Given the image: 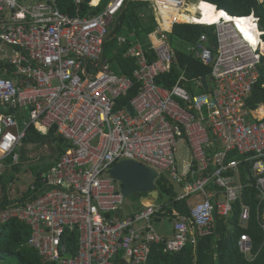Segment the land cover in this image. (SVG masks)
<instances>
[{
  "label": "built area",
  "instance_id": "built-area-1",
  "mask_svg": "<svg viewBox=\"0 0 264 264\" xmlns=\"http://www.w3.org/2000/svg\"><path fill=\"white\" fill-rule=\"evenodd\" d=\"M129 1L145 0H112L101 14L82 18L63 13L59 0H0V169L8 159L18 163L30 128L41 135L55 129L70 145L42 176L43 192L0 211V233L12 222L28 227V244L45 264H146L155 245L179 253L189 242L196 245L197 238L213 236L216 217L230 219L245 188L241 160L228 162L232 153L252 163L251 185L264 201V117L246 108L259 79L260 19L254 13L231 16L232 23L223 19L209 25L215 27V51L206 34L187 48L212 68L208 92L202 79L184 75L167 89L156 80L170 73L175 51L159 16L161 8L180 0L146 1L159 26L146 47L128 50L125 57L135 58L137 68L125 77L112 71L105 46ZM246 19H252L262 41L241 23ZM176 24L184 23L172 27ZM183 83L194 84L195 93ZM135 86L136 96L125 105ZM182 145L189 159L180 166ZM122 161L167 176L182 189L178 200L201 199L191 205L189 218L171 214L176 219L172 237L153 226L167 214L163 205L142 204L131 215L121 214L126 197L110 171ZM250 217L243 205L242 227ZM261 228L264 232V213ZM67 231L79 237L72 256ZM238 247L249 262L256 259L249 235L241 236Z\"/></svg>",
  "mask_w": 264,
  "mask_h": 264
},
{
  "label": "trees",
  "instance_id": "trees-1",
  "mask_svg": "<svg viewBox=\"0 0 264 264\" xmlns=\"http://www.w3.org/2000/svg\"><path fill=\"white\" fill-rule=\"evenodd\" d=\"M59 0L61 11L72 17H91L101 14L112 0H101L98 6L91 5L92 0ZM98 0H94L96 4ZM195 14L201 15V10H209L212 7L216 11H224L232 17H249L254 13L260 19L261 28L264 30V2L259 0H194ZM170 34V42L174 45L179 43L185 49L175 48V62L170 73L159 76L156 82L158 85L172 89L178 80L185 76L186 79L207 80L210 82L212 68L204 65L195 59L187 48L193 45L202 35L206 34L214 46L215 51V27L205 26L202 21L177 22ZM188 23V24H185ZM158 19L146 1H129L117 17L115 25L112 27L110 41L105 46V56L110 61L112 71L125 77H132L137 68L135 58H126L128 50L148 40L158 27ZM120 39L125 42L120 43ZM261 64L258 67V82L246 101V108L250 111H257L264 107V42H261ZM150 58L153 60V53L150 52ZM11 71V68H8ZM1 75V67H0ZM184 88L195 93V87L192 83H183ZM138 92V86L129 93L124 99V104H128ZM46 144H49L56 153L54 161L41 162L30 167L35 177L34 184L27 193L19 200H12L7 190V185L14 178V172L20 173L18 168L23 166L26 161V154L37 150ZM70 148V145L57 135L55 129L46 135H41L35 128H30L23 146L19 150V161L13 164L12 159H8L3 169H0V184H2L4 194L0 199V211L9 205L34 199L39 193L43 192L42 176L64 155ZM232 160H241L240 175L245 188L240 200L233 205V214L230 219L225 220L216 217V230L213 236L199 237L194 245L189 242L188 245L179 253H167L163 245H155L152 248L151 255L146 264H264V232L261 228V219L264 213V201L259 199L257 189L252 186V163H246L243 157L232 153L229 155L228 162ZM24 168V167H23ZM157 190L160 193L159 205H163L167 211L164 217L174 218L171 214L190 217L189 199L178 200L179 188L172 183L165 175H160L156 180ZM35 187L36 190H33ZM214 188L211 189V191ZM142 198H147L143 195ZM141 205V204H140ZM246 205L250 208L251 217L247 227H242L240 216L242 207ZM142 207V205H141ZM175 219V218H174ZM19 225V226H18ZM249 235L253 241V252L257 255L253 262H249L241 254L238 242L242 235ZM65 240L70 250V256L76 254L79 244V237L76 231H67ZM31 230L23 224L12 222L7 225L0 238V264H45L42 262L38 253L29 246ZM69 255V254H68ZM118 264H126L119 260Z\"/></svg>",
  "mask_w": 264,
  "mask_h": 264
},
{
  "label": "rangeland",
  "instance_id": "rangeland-1",
  "mask_svg": "<svg viewBox=\"0 0 264 264\" xmlns=\"http://www.w3.org/2000/svg\"><path fill=\"white\" fill-rule=\"evenodd\" d=\"M29 1V0H26ZM179 1V0H176ZM260 2H264V0H259ZM183 7L187 10L188 14L194 16V11L191 13L192 9H195V2L193 0H185L184 1ZM191 10V11H190ZM182 10H169L167 14L173 15V19L171 20H181V16L179 15ZM206 9L201 10V15H196L197 17V23L202 21L203 23L206 21L205 16H206ZM177 14V15H176ZM170 19L168 20L171 21ZM184 21V20H182ZM186 21V20H185ZM165 22V21H164ZM163 22V27L167 28V25ZM170 26V25H169ZM166 30V29H165ZM169 31V30H166ZM171 46L173 50H175L176 47L182 49H185L184 46L180 45L179 43L177 44H172ZM56 158V153L54 152V149L52 148L51 145L46 144L45 146L34 150L32 152H28L26 154V161L22 164L23 166H20L21 168H18L20 173H15V178L14 180L7 185V190L9 191V196L12 200H19L21 199L27 191L30 189V187L34 184L35 177L32 174V171L30 169L31 166L34 164H38L41 162H49V161H54ZM6 162V161H5ZM24 167V168H23ZM115 186L117 187L118 190L121 189V184L120 183H115ZM4 190L2 187V184H0V199L3 197ZM201 199L196 198L191 201L192 205H196L199 203ZM157 203H160L157 201ZM141 199H136L134 197H128L126 198V205L123 208L121 214L123 216L129 215L132 212H134L136 209L141 208ZM19 226V225H18ZM154 229L157 233L159 234H171L173 232L174 226H175V219L174 218H168V217H157L154 222H153Z\"/></svg>",
  "mask_w": 264,
  "mask_h": 264
},
{
  "label": "water",
  "instance_id": "water-1",
  "mask_svg": "<svg viewBox=\"0 0 264 264\" xmlns=\"http://www.w3.org/2000/svg\"><path fill=\"white\" fill-rule=\"evenodd\" d=\"M202 85L204 91L208 92L207 80L204 79ZM128 110L134 115L131 105H128ZM110 177L121 184V192L126 198L141 199L143 205L155 204L159 201L160 193L156 186L158 174L145 165L134 161H122L111 169ZM143 195H147V198H142ZM1 236L2 233L0 238ZM113 259L117 260V255H114Z\"/></svg>",
  "mask_w": 264,
  "mask_h": 264
},
{
  "label": "crops",
  "instance_id": "crops-1",
  "mask_svg": "<svg viewBox=\"0 0 264 264\" xmlns=\"http://www.w3.org/2000/svg\"><path fill=\"white\" fill-rule=\"evenodd\" d=\"M37 1H40V0H33V2H37ZM100 1L101 0H98V2L96 3V4H94V0H92V6L93 7H96V6H98V4L100 3ZM145 1H148V0H145ZM159 3H160V5L161 4H163V2H167V1H169V0H157ZM184 1L185 0H180V2L179 3H172L171 5H165V7H163V8H161V11H164L163 12V14L161 15V16H159V19H160V21H161V23H162V25H163V22L167 25V28H164V29H166V30H169V32H171L172 33V31H173V27H172V25H173V23L174 22H183L182 20H186V21H188V22H192V21H194V22H196L197 23V16H196V14L194 13V16L193 15H191V17H190V14H188V12H187V10L183 7V5L185 4L184 3ZM194 1V0H193ZM171 11V10H182L183 12H181L179 15H177V16H181L182 17V19L181 20H171V19H173V15H170V14H167V12L168 11ZM191 11V10H190ZM195 12V9H192V11H191V13L192 12ZM156 17H157V15H156ZM157 19H158V17H157ZM171 20V21H169V23H168V20ZM159 22V21H158ZM170 25V26H169ZM159 26V25H158ZM170 33V34H171ZM150 36V35H149ZM149 40V39H148ZM148 40L146 41V42H144V43H139L140 45H142L143 47H146V45L148 44ZM138 45V44H137ZM208 82V81H207ZM209 85V84H208ZM262 108H264V107H261L259 110H257V111H255V115H259V111L262 109ZM260 116V115H259ZM188 159H189V153H188V151H187V146H185V145H182L181 147H180V152H179V164H180V166H183L187 161H188ZM177 191H178V194L179 195H181V193H182V189H180V188H178L177 189ZM193 199H189V206L191 207V201H192ZM141 205H142V202H141ZM140 209H142V207L140 208ZM140 209H136L134 212H136V211H138V210H140ZM134 212H132V213H134ZM131 213V214H132ZM131 214H129V215H131ZM175 222H176V219H175ZM174 230V229H173ZM160 235H162V236H164V237H168V238H170V237H172L173 236V232L171 233V234H160Z\"/></svg>",
  "mask_w": 264,
  "mask_h": 264
},
{
  "label": "bare ground",
  "instance_id": "bare-ground-1",
  "mask_svg": "<svg viewBox=\"0 0 264 264\" xmlns=\"http://www.w3.org/2000/svg\"><path fill=\"white\" fill-rule=\"evenodd\" d=\"M205 19H206V21L204 22V24H201V23H199V24L205 25V26L217 25L223 19L225 21L231 22V23L234 21L233 18L231 16H229L226 12H224V11L218 12V11L214 10L212 7H210V9L207 10ZM241 23H247V26H250V28L253 29L254 39H256L257 42L262 41L259 34L257 33V28L253 25L252 19H246V20L242 21ZM259 115H260V117H264V108H262L259 111Z\"/></svg>",
  "mask_w": 264,
  "mask_h": 264
}]
</instances>
